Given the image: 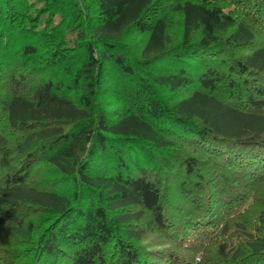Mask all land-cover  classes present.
Listing matches in <instances>:
<instances>
[{
  "label": "trees",
  "instance_id": "trees-1",
  "mask_svg": "<svg viewBox=\"0 0 264 264\" xmlns=\"http://www.w3.org/2000/svg\"><path fill=\"white\" fill-rule=\"evenodd\" d=\"M0 264H264V0H0Z\"/></svg>",
  "mask_w": 264,
  "mask_h": 264
},
{
  "label": "rangeland",
  "instance_id": "rangeland-1",
  "mask_svg": "<svg viewBox=\"0 0 264 264\" xmlns=\"http://www.w3.org/2000/svg\"><path fill=\"white\" fill-rule=\"evenodd\" d=\"M174 20H172L171 24L173 26V28L175 30H177L179 28V18L177 16H175L173 18ZM147 220L146 219H143L139 224L140 225H143V227L145 228L146 230V238L143 239V244L147 245V246H158V243L162 240L161 236L156 232V231H153L151 229V227L146 224ZM158 242V243H157ZM156 243V244H155ZM155 244V245H153Z\"/></svg>",
  "mask_w": 264,
  "mask_h": 264
}]
</instances>
